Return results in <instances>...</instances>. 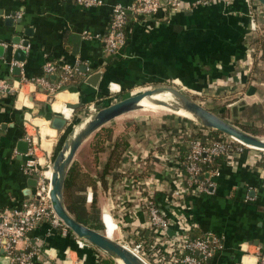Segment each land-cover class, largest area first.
<instances>
[{
    "label": "crops",
    "instance_id": "0c3cea01",
    "mask_svg": "<svg viewBox=\"0 0 264 264\" xmlns=\"http://www.w3.org/2000/svg\"><path fill=\"white\" fill-rule=\"evenodd\" d=\"M181 1L186 8L178 12L128 18L124 45L106 54L100 38L108 28L110 7L127 5L129 0H102L91 7H82L75 0H0V81L11 87L0 89V213L33 197L36 175L25 170L29 134L36 136L40 163L43 154L58 151L70 128L92 107L97 110L137 89L174 80L200 90L209 103L214 97H233V110L242 103L264 100V91L257 92L256 81L249 78L250 34L260 35V16L255 15L259 29L252 31L246 0H211L195 7H190L194 0ZM47 63L72 66L78 83L51 98L42 87L20 81L45 75ZM49 79L57 82L59 72ZM109 83L114 89H109ZM55 116L66 120L61 129L51 126ZM130 120H143L144 125L131 134L128 148L148 154L151 167V155L173 145L171 133L165 129L176 128L179 121L154 116L107 124L118 133L130 126ZM79 161L83 165L85 157ZM216 168L211 191L186 197L184 213L194 224L192 236L213 237L220 246L207 264H256L264 256V161L253 160L243 151ZM97 169L91 170L94 178ZM96 192L100 215L108 210L113 217L129 221L117 197H130L126 208L131 210L130 190L116 181L112 188L98 185ZM154 198L168 212L161 193ZM137 214L143 221L144 212ZM116 232L117 237L112 236L120 240L127 227ZM17 248L35 249V264H99L97 255H101L93 245L78 247L74 233H63L49 220L27 231Z\"/></svg>",
    "mask_w": 264,
    "mask_h": 264
},
{
    "label": "built area",
    "instance_id": "2783aa9c",
    "mask_svg": "<svg viewBox=\"0 0 264 264\" xmlns=\"http://www.w3.org/2000/svg\"><path fill=\"white\" fill-rule=\"evenodd\" d=\"M82 7L100 5L102 0H75ZM211 0H194L190 7L207 4ZM248 4L247 16L249 29L257 31L255 15L264 18L261 7L255 0H246ZM185 5L181 0H129L127 5L114 3L110 7V16L107 31L101 36L103 50L106 54L117 52L125 42L124 26L128 18L155 16L159 13L178 12ZM60 71L57 82L48 76ZM45 75L34 77L31 80L22 77L21 82H29L42 87L49 97L64 88L65 81L75 74V69L68 65L47 63L44 66ZM180 91L202 96L200 90L188 88L178 81H171ZM109 89H114V84L109 83ZM11 88L6 82L0 81V89ZM227 105H233V102ZM70 110V109H69ZM92 110L96 109L92 107ZM188 124V123H187ZM184 123V125H187ZM184 129L173 128L169 131L173 145L161 153L151 155V167L148 163V154L128 148L122 155L120 164L126 168L118 178V185L132 192L133 208L128 210L126 202L128 196H118L119 207L129 217L125 221L122 216L113 217L108 210L101 212L100 219L106 233L108 218L111 223V237L113 232L121 231V226L127 227V232L115 240L130 252L138 256L145 264H207L214 251L220 246L216 240L208 237L188 238V231L194 226L185 212L186 197L196 192H209L212 190V177L218 173L217 168L205 169L215 157L222 156L228 163L240 153L247 151L253 160L264 161V150L242 144L232 137L226 136L224 140H212L208 134L204 138L189 137L185 141L182 137ZM31 147L25 162V170L36 175V186L33 197L24 201L20 207L8 209L0 213V248L9 258V264H35L37 254L35 249L23 251L17 244L23 239L26 232L33 229L42 220H49L55 227L66 233L69 230L53 210L50 200L51 175L54 155L46 153L38 162V144L36 136L29 134ZM184 147L180 152L178 147ZM159 170H155V169ZM162 173L163 176L158 173ZM161 193L162 200L167 204L168 212L160 213L155 206L154 197ZM86 200H92V190L89 188ZM144 212L143 221L137 218V212ZM173 225L172 234L168 235L167 229ZM148 231L149 235L144 232ZM110 237V238H111ZM114 240V239H113ZM78 247L91 246V244L75 235ZM98 251H100L98 249ZM101 255L104 253L101 252ZM97 255V256H101ZM200 255V257H198ZM256 264H264V256L257 258Z\"/></svg>",
    "mask_w": 264,
    "mask_h": 264
},
{
    "label": "trees",
    "instance_id": "16d2710c",
    "mask_svg": "<svg viewBox=\"0 0 264 264\" xmlns=\"http://www.w3.org/2000/svg\"><path fill=\"white\" fill-rule=\"evenodd\" d=\"M250 35L252 74L249 78L256 81V85L254 86L256 87V91L260 92L261 90L264 91V34L251 33ZM58 72L60 71L58 70ZM77 83L78 79L76 78V74H74L64 84L65 87H73ZM211 104L205 108L242 131L254 136L264 134V100L254 104L242 103L233 111L232 115L223 110V108H219L216 102ZM143 125V120H130L129 127H125L122 131L114 133L113 128L109 124H106L96 130L88 138L87 145L81 147L78 151L79 157H88L91 165L84 163L83 166L79 160H74L68 169L63 188L64 205L67 211L78 222L104 233L97 203V186L100 185L104 189L113 187L126 168L125 166H121L120 161L122 155L128 149V141L131 138V134L138 131ZM178 127L184 129L182 132L183 141L189 137L203 139L205 134H208L212 140H224L226 138L225 135L218 131L208 129L194 122L187 125L179 122ZM165 130L170 131L171 129L167 127ZM178 148L180 152L184 151L182 144ZM223 161L222 156L215 157L212 163L207 165L205 169L216 168ZM94 167L98 168L96 178L91 175V170ZM89 188L92 190V200L87 202L86 195ZM193 230L194 228L188 231L189 239L205 237L203 234L192 236ZM68 232L73 234L70 230ZM98 262L99 264H111L112 260L103 255L98 256Z\"/></svg>",
    "mask_w": 264,
    "mask_h": 264
},
{
    "label": "water",
    "instance_id": "95a60500",
    "mask_svg": "<svg viewBox=\"0 0 264 264\" xmlns=\"http://www.w3.org/2000/svg\"><path fill=\"white\" fill-rule=\"evenodd\" d=\"M264 14V0H255ZM165 93L170 100H161L154 97L155 94ZM161 104L167 107H180L191 115L195 123L208 129L232 137L242 144L264 150V139L242 131L225 119L219 117L204 106L195 102L180 90L169 85H155L144 88L101 107L77 121L66 134L60 148L54 155L51 175L50 200L56 215L65 226L76 236L88 241L103 252L109 259L120 261L122 264H145L138 256L123 247L120 243L109 238L107 234L88 227L72 217L67 211L63 201V188L69 167L81 145L100 127L106 125L112 119L126 114L141 101ZM66 123L62 117H53L51 126L61 129ZM155 206L164 214V208L155 200ZM168 231V229H167ZM3 253V251L1 250ZM200 257V255H198ZM0 264H9L7 256L0 257ZM118 264V263H117Z\"/></svg>",
    "mask_w": 264,
    "mask_h": 264
},
{
    "label": "rangeland",
    "instance_id": "374dc122",
    "mask_svg": "<svg viewBox=\"0 0 264 264\" xmlns=\"http://www.w3.org/2000/svg\"><path fill=\"white\" fill-rule=\"evenodd\" d=\"M260 16V15H259ZM260 25H259V27H260V35H262V34H264V18H262L261 16H260ZM162 85H169V86H172V87H174V88H176V89H178V87H176V86H174L173 84H171L170 82H167V83H164V84H162ZM147 88H149V87H147ZM144 88H142V89H137L136 91H133L132 93H135V92H137V91H141V90H143ZM181 92H183L184 94H186L187 96H189V97H191L195 102H197V103H199L200 105H202V106H204V107H206V106H208L209 104H211V102L209 103V102H207V101H205V99H204V96L202 95V96H198V95H194V94H189L188 92H186V91H181ZM222 96H225L224 94L222 95ZM228 96V95H227ZM234 100V98L233 97H221V99L219 98V97H214L213 98V100H212V103L213 102H216L217 103V106L219 107V108H223V110H226L230 115H232V113H233V109H232V106L231 105H227L228 103H230V102H232ZM237 104V103H236ZM239 104V103H238ZM212 105V104H211ZM240 105V104H239ZM217 107V108H218ZM91 112H93V110L92 111H88V114H90ZM163 117L164 119H168V120H176V121H179V122H186V123H193L194 122V120H192L191 118H188V117H183V116H180V115H177V114H175V113H172V112H169V111H163V110H140V109H137V110H133V111H130V112H128V113H126V114H124V115H122V116H119V117H117V118H115L114 120H111L110 122H109V124H119L120 122H124V121H126V120H128V119H133V118H135V119H137V118H140V117ZM195 123V122H194ZM235 126V125H234ZM264 136V134L263 135H260V136H258V137H260V138H262ZM87 143H88V141H86L83 145H82V147L84 146H86L87 145ZM55 155V154H54ZM75 158H77V159H79V160H81V157H79V155H78V153H77V156H75ZM84 159V158H83ZM87 159V160H86ZM85 163H88V157H85ZM106 226H107V229H106V234H107V236H109V237H111V226L110 225H108L107 223H106ZM102 233H103V231H101ZM113 236L114 237H117V232L115 231L114 233H113ZM114 237H111L112 239H114ZM115 240V239H114ZM105 255V254H104ZM108 257V256H107ZM111 264H117L115 261H113L112 260V263Z\"/></svg>",
    "mask_w": 264,
    "mask_h": 264
},
{
    "label": "bare ground",
    "instance_id": "6f19581e",
    "mask_svg": "<svg viewBox=\"0 0 264 264\" xmlns=\"http://www.w3.org/2000/svg\"><path fill=\"white\" fill-rule=\"evenodd\" d=\"M154 97L156 99H161V100H170L169 96L165 93H159V94H155ZM137 109H140V110H163L164 112L165 111H169V112H172V113H175L177 115H180V116H183V117H188V118H192L191 115L184 111L183 109H181L180 107H167V106H164V105H161V104H156V103H151V102H148V101H144V100H141L136 106H135V109L133 110H137ZM65 110H69V109H63V112ZM132 110V111H133ZM70 111V110H69ZM262 139H264V136L262 137ZM44 143H46L47 140H45V138L43 139ZM263 150V149H262ZM104 221L111 226V223L109 222L108 218H104ZM107 227V226H106ZM107 229V228H106ZM111 229H112V226H111ZM109 237V236H108ZM110 238V237H109ZM118 264H122L120 261H117Z\"/></svg>",
    "mask_w": 264,
    "mask_h": 264
}]
</instances>
